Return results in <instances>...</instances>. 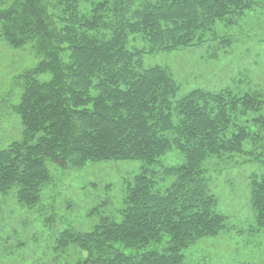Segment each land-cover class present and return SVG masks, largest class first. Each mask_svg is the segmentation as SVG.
I'll return each instance as SVG.
<instances>
[{"label": "trees", "instance_id": "obj_1", "mask_svg": "<svg viewBox=\"0 0 264 264\" xmlns=\"http://www.w3.org/2000/svg\"><path fill=\"white\" fill-rule=\"evenodd\" d=\"M262 8L264 0H0V37L14 49L32 45L41 59L21 77L14 111L24 129L0 151V194L36 207L53 181L48 161L62 170L142 163L116 216L60 233L57 260L190 264L188 249L229 229L207 165L239 156L264 168V95L196 89L177 99L171 71L145 68L144 57L202 45L218 24L235 27ZM137 38L147 47L131 45ZM172 151L182 162L167 166ZM250 199L264 229V174L250 177Z\"/></svg>", "mask_w": 264, "mask_h": 264}, {"label": "rangeland", "instance_id": "obj_2", "mask_svg": "<svg viewBox=\"0 0 264 264\" xmlns=\"http://www.w3.org/2000/svg\"><path fill=\"white\" fill-rule=\"evenodd\" d=\"M223 38L231 44L221 47ZM205 40L192 48L145 55L144 67L168 68L180 86L177 99L196 89L218 92L229 88L235 94L264 95V8L249 12L235 27L218 24ZM131 45L147 47L138 38ZM31 46L14 49L0 37V151L22 136L24 127L14 111L22 96L21 77L41 61ZM38 79L47 81L50 76L42 74ZM246 149L256 147L248 144ZM227 158L213 159L207 168L211 171L210 190L217 197L218 210L228 218L229 229L188 249L190 264H264V229L256 223L250 199V177L263 175L264 168L249 157ZM162 162L179 164L181 155L172 151ZM47 165L53 181L42 190L36 207L19 204L15 191L6 197L0 194V264L72 262V258L55 257L53 247L60 233L67 229L89 232L101 216H116L126 185L142 167L139 161L90 163L69 170L51 161ZM97 207L99 212L91 216ZM148 250L151 248L144 251Z\"/></svg>", "mask_w": 264, "mask_h": 264}, {"label": "bare ground", "instance_id": "obj_3", "mask_svg": "<svg viewBox=\"0 0 264 264\" xmlns=\"http://www.w3.org/2000/svg\"><path fill=\"white\" fill-rule=\"evenodd\" d=\"M28 252V251H27Z\"/></svg>", "mask_w": 264, "mask_h": 264}]
</instances>
